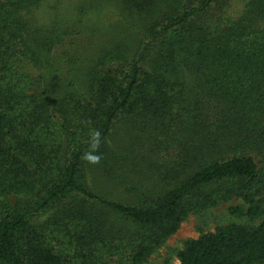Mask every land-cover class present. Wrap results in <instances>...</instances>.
<instances>
[{"label":"trees","instance_id":"1","mask_svg":"<svg viewBox=\"0 0 264 264\" xmlns=\"http://www.w3.org/2000/svg\"><path fill=\"white\" fill-rule=\"evenodd\" d=\"M38 2L0 0V264H143L190 213L240 198L248 207L233 214L264 216V0H176L134 57L100 60L90 93L58 103L31 73L40 32L26 16ZM122 120L143 121L180 151L157 170L159 187L129 183L119 202L89 176L119 182L111 168L130 151L111 138ZM95 208L132 230L121 234ZM45 213L51 222L39 224ZM178 257L264 264V220L221 226Z\"/></svg>","mask_w":264,"mask_h":264},{"label":"rangeland","instance_id":"2","mask_svg":"<svg viewBox=\"0 0 264 264\" xmlns=\"http://www.w3.org/2000/svg\"><path fill=\"white\" fill-rule=\"evenodd\" d=\"M175 1L39 0L26 16L35 30L40 32L37 37L40 64L32 69V76L41 80L56 103L72 92L89 94L92 83L90 73L94 68H99L97 63L106 57L109 60L115 54L124 58L134 57L146 36H150L151 27L176 7ZM46 40H56L58 44H52L53 47L48 49L44 43ZM148 60L151 61L150 56L146 62ZM154 138L157 141L152 140ZM111 143L115 144L116 149L128 148L130 151L128 157L111 168L120 177L119 182L94 169L90 173L89 184L95 193L119 202L126 198L129 183L144 182L159 187L157 170L169 162L172 164L180 151L179 146L168 143L163 135H157L143 121L119 122ZM140 156H148L147 161H140ZM134 160H137L138 166L132 168ZM147 165L150 166L148 171L144 169ZM233 206L248 207L242 199L233 198L190 213L177 231L155 249L143 264H179L178 254L187 241L230 223L258 224L264 220L263 216L252 222L245 215L233 214L230 211ZM92 215L121 234L132 230L127 222L111 212L95 208ZM35 220L39 224L50 223L51 213L42 214ZM113 262L121 264L118 258H114Z\"/></svg>","mask_w":264,"mask_h":264},{"label":"clouds","instance_id":"3","mask_svg":"<svg viewBox=\"0 0 264 264\" xmlns=\"http://www.w3.org/2000/svg\"><path fill=\"white\" fill-rule=\"evenodd\" d=\"M95 136H96V137H99V132H96V133H95ZM86 158L89 159L90 162H93V163H95V162L98 161V157H95V156H89V157H86Z\"/></svg>","mask_w":264,"mask_h":264}]
</instances>
